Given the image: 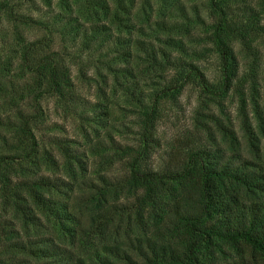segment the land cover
Segmentation results:
<instances>
[{
  "label": "trees",
  "instance_id": "trees-1",
  "mask_svg": "<svg viewBox=\"0 0 264 264\" xmlns=\"http://www.w3.org/2000/svg\"><path fill=\"white\" fill-rule=\"evenodd\" d=\"M11 1L0 0V126L14 133L18 142H28L20 148L24 153L20 158L30 166L18 162L22 164L17 169L13 157L0 155V201L3 211L11 209L23 226L33 224L38 233L22 237L20 231L5 230L0 223V244L8 240L11 249L26 251L50 264H264V170L257 169L256 161L261 150L258 132L264 133V110L258 100L257 59L249 71L252 110H246V79H241L238 54L239 49L253 54L264 45V0H59V9L44 22L19 14L16 2ZM52 1L48 0L49 5ZM157 4L153 18L154 10L151 16L146 11ZM141 12L145 16L139 23L147 27L139 31L134 20ZM36 23L47 30L39 40L25 34V28ZM200 26L219 62L220 80L213 86L194 62L197 54L191 57L189 48L202 42L195 31ZM136 30L140 36L152 35L154 41L132 36ZM144 59L152 68H180L181 75L188 67L175 89L192 77L220 105L223 98L236 93L240 128L253 159L245 154L244 143L230 126L231 118L220 110V115L212 113L210 118L222 141L188 147L174 170L142 169L155 137L156 104L169 89L153 93L144 105L146 95L136 83L120 78L133 73L132 61ZM119 62L127 66L120 68ZM72 64L79 67L80 77H86L87 68L93 65L95 79L101 77L106 82L108 77L99 67L115 74L127 99L143 109L139 114L144 117V144L130 165L127 184L134 201L127 207L132 221L123 238L116 234L119 229L114 232L111 228L114 218L102 222L92 216L89 226H82V204L57 197L54 191H60L61 186L49 177L37 176L34 169L48 160L37 148L33 132L37 120L44 119L43 110L38 109L40 97L54 96L66 108L77 103L86 110H98L102 104L81 95ZM21 69L31 75L32 82L24 83L33 93L34 105L24 101L14 84V78L23 74ZM28 106L35 110H27ZM252 117L257 120L256 127ZM5 135L3 132L0 137ZM104 182L106 185L93 194L98 207L106 204L107 194L118 197L116 188ZM37 227L47 228L51 234H39ZM108 231L112 237L107 236Z\"/></svg>",
  "mask_w": 264,
  "mask_h": 264
},
{
  "label": "rangeland",
  "instance_id": "rangeland-1",
  "mask_svg": "<svg viewBox=\"0 0 264 264\" xmlns=\"http://www.w3.org/2000/svg\"><path fill=\"white\" fill-rule=\"evenodd\" d=\"M57 1L53 0L52 5H49L48 0H12L16 2L15 10L26 15L33 16L35 20L44 22L48 20L55 10L59 9ZM142 2L143 0H138ZM190 3H198L203 0H188ZM157 5L148 7L147 13L155 18ZM256 7V6H254ZM140 14V13H139ZM138 14V15H139ZM134 22L137 24L139 31L142 27H147L145 24L139 23L141 17L145 16L143 12ZM208 22H212L210 17L206 16ZM132 20V19H131ZM1 22V21H0ZM131 23V21H130ZM43 25L36 23L33 26L25 28V34L28 38L39 40L47 32L42 28ZM136 28V29H137ZM196 34L201 35L202 42L190 46L191 57H194L199 65V68L205 73L209 80L208 84H217L220 80L219 66L216 53L211 50L205 37V30L202 26L197 28ZM161 35L160 32H158ZM132 32V36H137ZM145 41H154L153 36H146L144 33L140 36ZM60 41V39H58ZM190 44V43H188ZM199 45V46H198ZM259 46V45H258ZM259 51L251 54L246 50L239 49V59L241 64V79H246L244 90L248 98V106L246 110H252V104H249L251 97L249 90V71L252 69L254 60L256 64V85L259 89L258 100L260 107L264 110V45ZM193 58V59H194ZM189 63L190 59H186ZM118 67L127 66L126 63L119 62ZM132 74L122 75L120 78H129L128 83L135 82L139 91L146 95L144 105L148 104L152 94H159V90L169 88L167 95L164 96L156 104L158 117L156 120L155 134L153 143L150 145L149 155L145 157L142 163V169L158 170L164 173L167 170H174L175 166L181 159V155L188 147L197 145H212L211 142L220 140L219 130L216 129L215 122L210 118V114L220 115V110L231 118V127L235 128L240 141L244 143L243 148L245 154L253 159L249 154V146L244 139L243 132L240 128L241 117L238 114L240 103L236 93L231 92L228 97L223 98L222 104L211 100L208 93L205 92V87L199 80L190 77L186 78V83L179 89L176 86L182 80V76H186L188 67L184 68L185 73L181 75L180 68L167 67L165 69L152 68L149 62L145 59L135 63H130ZM72 66V75L76 78L77 87L84 98L90 99L92 103H102L99 109L86 110L85 106L81 107L77 103H73L71 108L64 107L58 100L51 95L39 98V110H43L44 119L37 120L38 125L33 129L35 134L37 148L41 152H45L47 161H43L39 167L37 176H45L51 178L59 184L60 191H54L57 197L82 205V210L79 211L82 226H89L92 216L99 217V220L105 221L107 218H114L110 223L111 228L115 230L118 238H123L125 228L130 227L132 217L129 218L130 207L134 201L128 189V177L131 172V162L136 152L143 148V115L139 113L141 106L134 100H129L121 90L120 84L115 79V74L108 73L103 67H99L103 72L106 82L102 78L95 79L96 67L90 66L87 68V76L80 77L77 70L78 66ZM97 66V65H96ZM92 67V68H91ZM106 71V72H105ZM21 74L14 78V84L19 88L20 94L25 98L26 103L34 105L35 101L31 100L33 93L26 85L31 80V75L21 69ZM77 73V76H76ZM135 75V77H133ZM26 84H25V83ZM23 87H20V86ZM22 88V89H20ZM77 107V108H76ZM77 109V110H76ZM27 110H35L32 106H28ZM10 111V110H9ZM39 113V112H36ZM251 116L252 113H250ZM253 125L256 127L257 120L252 117ZM209 129L211 132H207ZM4 132L5 138L0 137V155H8L15 160L12 164L15 168H20L18 162L29 164L28 160H23L24 153L20 148L26 144L15 140L9 131H5L3 126H0V134ZM0 135V136H1ZM261 139V150L259 158L256 159L257 169L264 170V133H259ZM215 136V137H213ZM217 138V139H216ZM5 140V141H4ZM246 141V142H245ZM31 141L29 140V143ZM220 143V142H219ZM221 144V143H220ZM224 148V144H221ZM229 154H232L226 148ZM255 156V155H254ZM26 161V162H25ZM35 165V164H31ZM22 166V165H21ZM30 166V165H28ZM32 168V167H31ZM19 172V171H18ZM18 176L15 175V178ZM116 188L117 194H107V201L104 206H95L97 201H93V194L98 187L103 188L106 184ZM76 206V205H75ZM78 206L75 207V211ZM78 213V211H77ZM120 218V220H119ZM0 223L5 226V230H18L22 237L36 235L37 229L33 224L23 226L22 219L15 212L8 209L7 212L2 210L0 201ZM120 227V228H119ZM38 228V227H37ZM39 234L45 233L49 236L51 231L44 227H39ZM28 233V234H27ZM38 233V232H37ZM107 236H113L112 232H107ZM104 237V236H103ZM100 239V238H99ZM98 239V240H99ZM0 264H50L44 260H37L26 251L11 249L9 241L3 240L0 244Z\"/></svg>",
  "mask_w": 264,
  "mask_h": 264
}]
</instances>
